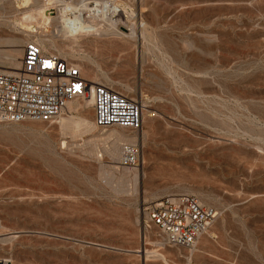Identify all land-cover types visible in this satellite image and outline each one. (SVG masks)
<instances>
[{
	"label": "rangeland",
	"instance_id": "rangeland-1",
	"mask_svg": "<svg viewBox=\"0 0 264 264\" xmlns=\"http://www.w3.org/2000/svg\"><path fill=\"white\" fill-rule=\"evenodd\" d=\"M84 1L116 6L125 35L137 26L135 41L89 36L74 49L87 79V68L98 66L99 83L143 100L141 137L122 144L119 158L111 156L108 149L121 144L115 136L104 139L111 130L134 132L97 127L93 104L85 113L62 115L85 118L96 126L88 131L81 124L60 127L59 118L0 123V258L6 264H264V0ZM26 7L25 0H0V50L15 36L36 40L19 24ZM49 13L57 18L58 8ZM32 30L46 31L36 24ZM125 144L139 148L136 166L120 164ZM119 182L125 191H117ZM180 194L218 212L205 246L199 242L207 233L193 250L170 246L148 220L146 207Z\"/></svg>",
	"mask_w": 264,
	"mask_h": 264
},
{
	"label": "built area",
	"instance_id": "built-area-1",
	"mask_svg": "<svg viewBox=\"0 0 264 264\" xmlns=\"http://www.w3.org/2000/svg\"><path fill=\"white\" fill-rule=\"evenodd\" d=\"M46 2L53 3L50 0ZM88 97L93 98L97 127L122 128L132 132L142 129L143 100L109 85L92 83L75 63L47 53L35 41L24 47L18 68L0 66V123L52 122L66 112L69 102ZM139 157L137 145L125 144L120 164L136 166ZM144 211L149 222L165 236L164 241L168 245L190 250L195 248L218 217L214 208L204 206L197 197L189 194L165 197ZM0 264H6V261L0 258Z\"/></svg>",
	"mask_w": 264,
	"mask_h": 264
},
{
	"label": "bare ground",
	"instance_id": "bare-ground-1",
	"mask_svg": "<svg viewBox=\"0 0 264 264\" xmlns=\"http://www.w3.org/2000/svg\"><path fill=\"white\" fill-rule=\"evenodd\" d=\"M50 1H53V3L50 4L46 2L41 4V1L38 0H25L27 4L26 7L27 9L24 10V12L22 13V17H20V21H19L20 26H22L24 30L22 33L26 34V38H32V39L36 38L35 42H37L47 53H51L50 51H48L49 48L53 51H56L57 55L63 58H67V57L72 58L74 61L77 62L76 65L80 67L82 72L85 70L84 66L81 64L83 62V57L80 56L81 54L78 52L77 49H74L79 47L75 43L76 41L77 42L80 41L79 39H81L82 37L90 36L93 37L95 40L108 41V42L125 41L124 43H127L129 41H135L139 38V33L137 31V26H135V24L131 26V32L129 35H125L123 32L120 31V25L124 23L122 22L119 16L118 8L116 6H113L110 2L108 3L106 2L102 4L101 3L89 4L84 0L79 2L78 0L77 1L50 0ZM53 5L58 8L57 18L51 17L52 13H49L51 9L50 7ZM54 20L58 21L59 25L54 26L51 35H53V37L55 35V36H62L64 37V39L67 38V40H70V43L73 44L72 46L64 44L66 42L68 43V41H63V43H58V41L54 40V38L51 35L49 37L46 36L49 35L47 29L52 27V21ZM35 24L40 27H43V29H46V31H42L40 33H38V31L35 32L34 30L29 31V28H33ZM43 32H46V34H43ZM142 38L144 39L145 42L148 39L146 29L142 31ZM25 41H26L25 38H20L16 36L11 38L8 41V44H10V48L8 50L7 49L0 50V64H7L8 65L7 68H13V69L18 68L20 66L21 63L20 60L23 53L21 47ZM29 42L26 41V44ZM94 66L91 68H87V73L91 77L89 80L92 83H99L98 73L100 69L98 66H96V68ZM123 86L128 90L133 89L132 87L127 85H123ZM90 98H91L90 100L88 97V98H83L82 101L73 100L69 102L67 106V112L76 111L79 113H85V111H87V109H89V107L93 104V98L92 97ZM59 119H60L59 123L61 124L60 127L81 124V126L82 125L85 126V129L87 128L86 129L87 131L94 129L96 127L93 123L87 121L85 118L74 120L70 115L68 117H64L61 115ZM73 129L74 128L71 127V130ZM64 130H66V127ZM139 135L141 137V134ZM139 135L138 132L137 133L134 132V134H130V133L126 134L123 132H119L118 130H111V132L104 139L115 136L117 141H119L121 144H114L113 147L112 148L110 147L107 152H109L111 156L119 158V155L121 154L120 146L124 143H132L137 141ZM138 176L139 174L135 173L136 179H138ZM116 189L119 192L125 191L124 183L119 182L116 186ZM0 228H2L1 223H0ZM211 236L212 233L208 231L205 239L199 242V247L205 246L209 242L208 238H211ZM161 258L165 262V257L161 255Z\"/></svg>",
	"mask_w": 264,
	"mask_h": 264
}]
</instances>
